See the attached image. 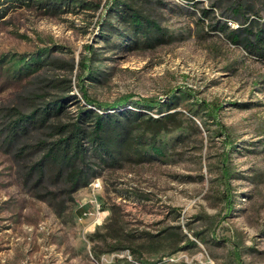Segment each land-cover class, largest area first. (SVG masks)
<instances>
[{"label":"rangeland","instance_id":"1","mask_svg":"<svg viewBox=\"0 0 264 264\" xmlns=\"http://www.w3.org/2000/svg\"><path fill=\"white\" fill-rule=\"evenodd\" d=\"M39 78L145 120L86 187L4 140ZM0 264H264V0H0Z\"/></svg>","mask_w":264,"mask_h":264},{"label":"trees","instance_id":"2","mask_svg":"<svg viewBox=\"0 0 264 264\" xmlns=\"http://www.w3.org/2000/svg\"><path fill=\"white\" fill-rule=\"evenodd\" d=\"M115 9L120 10L118 3L115 4ZM128 14L133 24L140 27L143 25L138 12L131 14L128 12ZM148 24L150 28L154 26L153 23L148 22ZM81 66L88 68L87 61H83ZM39 79L37 85L23 92L20 96L22 105L14 108L6 118L7 135L4 140L9 146H22L17 149L18 157H24L30 148L42 153L40 163L31 167V172L38 169L42 173L46 166L54 165L60 170L61 175L68 177L75 190L86 187L96 176V172L90 168L94 162L104 164L111 159L117 160L122 155L123 146L128 141H133L134 137H129L126 133L127 117H134L137 121L142 116L139 113L125 111L117 115L100 114L83 106L76 116L66 117L67 104L72 98L70 83L68 87L52 95L48 90H56L66 81L55 83L52 80ZM82 96L87 106L104 111L125 108L132 97L125 96L116 103H99L89 97L84 87ZM143 102L151 104L152 108L162 106L160 101L144 99ZM206 104L205 107L212 112L214 118L218 117L222 105L214 107ZM176 115L177 112L167 113L160 120L150 117L146 120L162 124L166 129ZM140 120H144L143 117ZM29 140L33 141L32 145L28 144ZM153 151L159 153L161 149L153 147Z\"/></svg>","mask_w":264,"mask_h":264}]
</instances>
